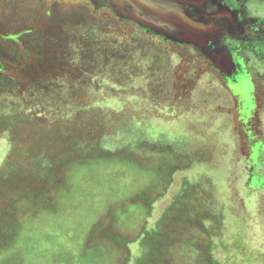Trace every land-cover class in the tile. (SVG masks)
I'll use <instances>...</instances> for the list:
<instances>
[{
  "label": "rangeland",
  "instance_id": "1",
  "mask_svg": "<svg viewBox=\"0 0 264 264\" xmlns=\"http://www.w3.org/2000/svg\"><path fill=\"white\" fill-rule=\"evenodd\" d=\"M120 1L0 0V264H264V0Z\"/></svg>",
  "mask_w": 264,
  "mask_h": 264
},
{
  "label": "bare ground",
  "instance_id": "2",
  "mask_svg": "<svg viewBox=\"0 0 264 264\" xmlns=\"http://www.w3.org/2000/svg\"><path fill=\"white\" fill-rule=\"evenodd\" d=\"M119 1L120 0H114ZM134 1V0H130ZM139 7L142 8L146 18L158 22L159 24L165 26L166 28L176 29L179 27L172 24L171 20H168L170 15L175 16V20L183 21V12L180 6L181 1L190 2L189 0H137ZM197 0L192 1L195 2ZM181 29V27H180ZM179 29V30H180ZM182 30V29H181Z\"/></svg>",
  "mask_w": 264,
  "mask_h": 264
},
{
  "label": "flooded vegetation",
  "instance_id": "3",
  "mask_svg": "<svg viewBox=\"0 0 264 264\" xmlns=\"http://www.w3.org/2000/svg\"><path fill=\"white\" fill-rule=\"evenodd\" d=\"M202 3H203V1H201V0H197V1L193 2V3H191V2L181 1V2H180V5H194V6L196 5V7H198V8L200 9L199 5H202ZM224 13H226V10H225V9H222V11H220L219 14H217V15L224 14ZM205 15L212 16L211 13H209V14H205ZM170 16H171V15H170ZM172 16H173V15H172ZM174 17H175V16H174Z\"/></svg>",
  "mask_w": 264,
  "mask_h": 264
}]
</instances>
